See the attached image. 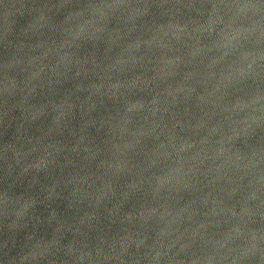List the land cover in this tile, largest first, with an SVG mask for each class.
<instances>
[{
    "label": "water",
    "instance_id": "95a60500",
    "mask_svg": "<svg viewBox=\"0 0 264 264\" xmlns=\"http://www.w3.org/2000/svg\"><path fill=\"white\" fill-rule=\"evenodd\" d=\"M0 264H264V0H0Z\"/></svg>",
    "mask_w": 264,
    "mask_h": 264
}]
</instances>
